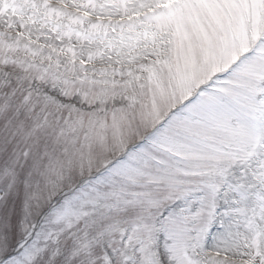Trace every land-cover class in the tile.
Returning <instances> with one entry per match:
<instances>
[{"label":"snow or ice","instance_id":"6c2138e0","mask_svg":"<svg viewBox=\"0 0 264 264\" xmlns=\"http://www.w3.org/2000/svg\"><path fill=\"white\" fill-rule=\"evenodd\" d=\"M0 264H264V0H0Z\"/></svg>","mask_w":264,"mask_h":264}]
</instances>
